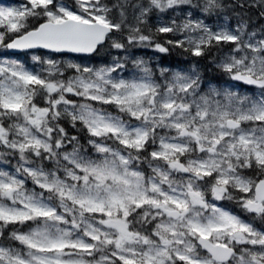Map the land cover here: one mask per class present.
Returning a JSON list of instances; mask_svg holds the SVG:
<instances>
[{"label":"snow or ice","instance_id":"1","mask_svg":"<svg viewBox=\"0 0 264 264\" xmlns=\"http://www.w3.org/2000/svg\"><path fill=\"white\" fill-rule=\"evenodd\" d=\"M192 6H0V157L16 159L0 170V264H264V228L255 223L264 225V29L258 39L243 16L214 29L188 14L145 31L151 14ZM238 6L264 18V0ZM195 7L219 14L225 5ZM162 34L171 35L156 42ZM109 42L126 55L99 67L32 54L36 70L19 57L98 56ZM225 44L231 50L217 67L233 83L217 86L195 68L155 69L128 51L171 46L203 57Z\"/></svg>","mask_w":264,"mask_h":264},{"label":"rangeland","instance_id":"2","mask_svg":"<svg viewBox=\"0 0 264 264\" xmlns=\"http://www.w3.org/2000/svg\"><path fill=\"white\" fill-rule=\"evenodd\" d=\"M246 1H247V3L251 2V0H246ZM25 2H26V0H0V6L19 7ZM203 2H204V0H193V6L190 8L186 7L185 11H183V12H181L180 10H177L175 12H173L172 10H168V11H165L163 13L157 11V12H155L149 16L148 21L145 25V30L149 31V29H152V28L155 29L156 25L166 23L171 18L181 19L185 15H188V14H191L192 18H194V19L203 20L205 23H207L210 27H212L214 29H219L220 27L227 28L229 26L235 27L238 20L241 18V16L238 14L228 17V16L223 15V14L217 15L216 13H213V14L204 13L201 11L200 8L195 7L196 4H202ZM63 3H65V2H63ZM65 4H67V3H65ZM67 5L74 6L75 0H72V2L70 4H67ZM248 24H249L248 30L256 32L257 38L258 39L261 38L260 33H261L262 29H264V27L259 26L257 24H251L250 21L248 22ZM169 35H171V34H169ZM115 38L123 39V36H121V34L119 33V35H116ZM230 50H225L224 53H221L219 56V59L222 58L224 55H226ZM0 51H2V50H0ZM128 51L135 58H140V59H143V60L149 62V64L154 66L155 69H158L160 67H169V68H173V69L183 68V69H188V70L195 68L198 70V68L193 64L189 65V66H174V67L163 65L162 63L159 62V57H158L159 53L156 52L152 48L134 47V48H132V50L129 49ZM32 54L44 55L47 57L54 58L58 61L80 63L83 65L92 66V67H99L104 62L110 63L113 60V58L116 57L117 55H126L124 53H119L118 50L113 49L111 47H108L104 51V54L108 57V59H106L105 56H99V58L95 61H89V60H86L84 58L79 59V57H77V56L68 55V54L55 55L53 53L39 52V51H35L34 53H29V54L20 53L19 54L20 59L23 62H26L29 67L35 68L36 70H39L40 65H38L34 61H32V59H31ZM6 55L11 56V53H7ZM11 58H15V57H11ZM216 67H217V62H216ZM133 71H134V69L132 67L131 61L129 60L128 70L124 73L125 78H131L130 73ZM70 74H71L70 72L66 73V75H70ZM201 74H203V71H202V73H200V75ZM201 77L205 83L209 82V80L207 78L203 77V75H201ZM226 83H233V82H229L228 77L225 75V80L222 81V83H220V84H226ZM210 86H217V84L211 83ZM240 90L242 92H246L248 94H250L252 92H258V89L254 88L253 86H247V85H242ZM74 99H78V98H74ZM109 110L115 112L114 108L109 107ZM10 159H11L10 160L11 162H16V159H13V158H10ZM144 167L148 171L147 173H150V169L148 168V166L145 165V163H144ZM13 168H14V166L9 163V160H6L5 158L0 157V170H12ZM33 187H34L33 184H30V186L28 188L32 189ZM209 199H211L210 196H209ZM218 203L224 207V205L222 204V201L218 202ZM232 203H233L232 205H234V206L236 205L235 202H232ZM236 206L238 207V205H236ZM260 226L261 227H259V228H264V225L261 224Z\"/></svg>","mask_w":264,"mask_h":264},{"label":"trees","instance_id":"3","mask_svg":"<svg viewBox=\"0 0 264 264\" xmlns=\"http://www.w3.org/2000/svg\"><path fill=\"white\" fill-rule=\"evenodd\" d=\"M102 3L109 4L113 2V0H101ZM63 2L70 4L72 0H63ZM241 2L247 3L246 0H222V3L225 5L224 8H222L219 11L220 15L223 12H229L230 16L234 15H240L243 16L248 22L250 21L251 23H256L257 25H261L264 23V18H261L258 14V9L257 8H240L238 5ZM154 32L155 29H149ZM146 31V30H145ZM148 32V31H146ZM116 35H119L117 33ZM115 35V36H116ZM169 34H162L158 37H156V42L160 43H165L166 39L169 38ZM108 47H110V42L109 44H106L103 49H101L100 54L98 56H103V52L105 51ZM170 47V51L167 54L159 53V61L163 65L166 66H182V65H187V64H195L197 66H200L202 71H203V77L209 79V80H215L217 83H219L225 76H222L221 72L216 68L215 62L218 60V57L220 56L221 51H225L226 49H231V45H222L221 47H213L205 56L203 57H193L190 54L183 52L181 49L178 48H172ZM132 50V48H129ZM102 52V53H101ZM96 57L93 59L95 60ZM41 105H43V101L39 100L38 101ZM64 126L67 128L69 133L71 135H78L81 137V142L84 143L86 136L85 133L81 132L78 128L73 129L70 124H67V122L64 123ZM7 160H10V158H7ZM47 163V162H46ZM30 182V181H29ZM3 242V241H2Z\"/></svg>","mask_w":264,"mask_h":264},{"label":"bare ground","instance_id":"4","mask_svg":"<svg viewBox=\"0 0 264 264\" xmlns=\"http://www.w3.org/2000/svg\"><path fill=\"white\" fill-rule=\"evenodd\" d=\"M222 14L230 17V13L229 12L228 13L227 12H223ZM220 53H224V51H221Z\"/></svg>","mask_w":264,"mask_h":264},{"label":"water","instance_id":"5","mask_svg":"<svg viewBox=\"0 0 264 264\" xmlns=\"http://www.w3.org/2000/svg\"><path fill=\"white\" fill-rule=\"evenodd\" d=\"M45 51H47V50H45ZM69 54H73V53H69ZM75 55H84V54H75Z\"/></svg>","mask_w":264,"mask_h":264}]
</instances>
